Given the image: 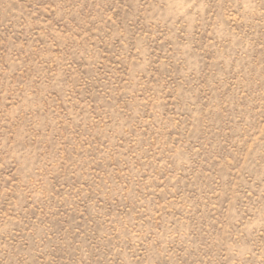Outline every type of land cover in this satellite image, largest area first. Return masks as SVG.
<instances>
[{
    "label": "rangeland",
    "instance_id": "rangeland-1",
    "mask_svg": "<svg viewBox=\"0 0 264 264\" xmlns=\"http://www.w3.org/2000/svg\"><path fill=\"white\" fill-rule=\"evenodd\" d=\"M0 264H264V0H0Z\"/></svg>",
    "mask_w": 264,
    "mask_h": 264
}]
</instances>
